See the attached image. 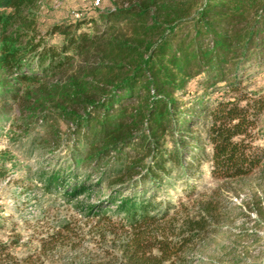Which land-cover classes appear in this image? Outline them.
I'll list each match as a JSON object with an SVG mask.
<instances>
[{
	"label": "trees",
	"instance_id": "1",
	"mask_svg": "<svg viewBox=\"0 0 264 264\" xmlns=\"http://www.w3.org/2000/svg\"><path fill=\"white\" fill-rule=\"evenodd\" d=\"M42 1L0 0L2 154L41 157L47 194L107 185L95 206L119 219L118 264H188L217 205L160 192L181 180L193 201L205 173L264 164V0H130L44 30ZM18 243L0 241V263Z\"/></svg>",
	"mask_w": 264,
	"mask_h": 264
},
{
	"label": "rangeland",
	"instance_id": "2",
	"mask_svg": "<svg viewBox=\"0 0 264 264\" xmlns=\"http://www.w3.org/2000/svg\"><path fill=\"white\" fill-rule=\"evenodd\" d=\"M101 1L106 10L130 0ZM97 9L102 10L93 0H43L38 24L44 30ZM261 125L264 131V118ZM258 143L264 146V136ZM7 148V139H1L0 220L4 228L0 241L19 243L9 248L11 256H4L0 264H118L120 241L111 230L119 228V219L114 217L109 225L95 206L108 192L107 185L78 199L47 194L38 179L45 161L16 145L2 154ZM201 178L204 194L193 201L185 196L181 180L175 179L160 192L161 199L178 206L182 197L193 213L204 210L207 201L217 205L211 231L192 245L188 264H264V164L238 180L216 181L208 173Z\"/></svg>",
	"mask_w": 264,
	"mask_h": 264
},
{
	"label": "built area",
	"instance_id": "3",
	"mask_svg": "<svg viewBox=\"0 0 264 264\" xmlns=\"http://www.w3.org/2000/svg\"><path fill=\"white\" fill-rule=\"evenodd\" d=\"M94 1V5L98 6L99 8H101L102 10H104V8L101 6L102 1L101 0H93ZM80 15H78L79 17Z\"/></svg>",
	"mask_w": 264,
	"mask_h": 264
}]
</instances>
